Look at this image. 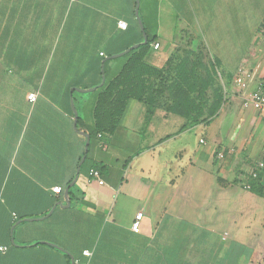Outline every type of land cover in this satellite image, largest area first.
I'll return each mask as SVG.
<instances>
[{"label": "crops", "instance_id": "obj_1", "mask_svg": "<svg viewBox=\"0 0 264 264\" xmlns=\"http://www.w3.org/2000/svg\"><path fill=\"white\" fill-rule=\"evenodd\" d=\"M179 1L168 0L174 7ZM211 1L205 9L195 2L200 19L184 12L190 21L183 31L200 40L205 62L217 60L224 79L241 65L264 75V0ZM234 13V20L225 19L232 29L219 30L222 17ZM118 21L124 20L95 0H0V222L8 215L17 226L14 237V227L9 234L17 249L1 245L0 261L66 264L50 243L68 250L70 264H264V171L253 179L256 164L244 170L229 157L213 160L215 149L234 142L248 113L259 121L231 82L218 116L184 131L185 120L162 104L149 112L129 100L112 134L89 138L87 161L79 166L85 136L73 129L70 99L78 101L84 130L77 129L90 131L102 64L110 61L106 69L113 77L123 60L111 56L140 40ZM176 36L165 57L149 54L145 61L164 67L181 47ZM158 38L153 52L160 50ZM29 94H35L33 102ZM224 113L237 123L227 128L232 143L223 147L218 122ZM94 166L102 168L103 185L88 176ZM252 183L262 195L251 191ZM139 213L135 232L131 225Z\"/></svg>", "mask_w": 264, "mask_h": 264}, {"label": "trees", "instance_id": "obj_2", "mask_svg": "<svg viewBox=\"0 0 264 264\" xmlns=\"http://www.w3.org/2000/svg\"><path fill=\"white\" fill-rule=\"evenodd\" d=\"M95 1L97 7L103 11L111 12L116 19H123L126 22V30L136 33L140 38L136 44L142 42V34L133 14L134 0ZM140 5L139 0L138 14L143 24L147 43L145 45L140 44L137 49L128 51L121 58H118V60L122 59L123 62L117 73L111 78L108 77L106 69L110 61L105 62L103 68L105 81L102 86L96 89L97 96L92 114L93 126L90 131H86L90 139L97 135L112 134L129 100L143 103L149 112L162 104L165 112L185 120L181 131L201 124L209 125L218 116L225 101L224 86L218 82L221 77L218 71L220 64L217 60L205 62L204 47L200 40L197 41L196 39L192 46L182 49L181 55L174 53L162 68L151 66L145 61L150 54L151 45L157 39V15L152 12V15L143 18L140 14ZM152 31L155 33L151 34ZM231 79L232 75L228 74L225 78L227 87L230 85ZM72 99L77 110L78 101L74 97ZM77 128L84 130L79 116ZM86 161L87 158H85L84 163ZM93 169L100 173L102 168L94 166ZM250 189L255 194L262 195L263 188L259 187L258 184L252 183ZM70 198L74 199L73 193L70 194ZM2 218L3 221L0 222V246H5L7 250L17 249L11 247L9 243L11 228L14 227L13 237L17 228L14 226L16 221L10 220L8 215ZM22 218L19 217L18 219ZM21 248L26 249L28 247ZM53 250L66 260V264H70L69 260L72 256L68 254V250L65 249L66 253L54 248ZM0 264L4 263L0 261ZM5 264L17 263L6 261Z\"/></svg>", "mask_w": 264, "mask_h": 264}, {"label": "rangeland", "instance_id": "obj_3", "mask_svg": "<svg viewBox=\"0 0 264 264\" xmlns=\"http://www.w3.org/2000/svg\"><path fill=\"white\" fill-rule=\"evenodd\" d=\"M210 1V2H208ZM250 4L251 0H246ZM180 4L178 6L174 7V4L170 5L168 0H140V14L143 18H146V16L152 15V12H155L159 9L160 14L157 17V25L160 30V33L156 35H159V42L161 44L160 50L153 52L150 51V55H155L157 59H162L165 57L168 53L170 48V39L172 38V35L175 33L177 34V38H181L182 42H180L181 47H177L176 52L178 55L182 54V49L187 48L188 46H192L193 43L196 42V39L194 36L187 34L183 30H187L188 23L190 21V16L188 14H184V12H192L195 19H200L201 13H199L196 10L195 2L198 4L200 8L205 9L208 6L212 5L211 0H181L179 1ZM186 3V7H184V4ZM248 4V5H249ZM190 10V11H189ZM179 12L181 15H178ZM231 12V9H230ZM147 13V15H145ZM232 13V12H231ZM235 13L230 14L226 17H222L221 22L219 23V30L222 31L226 29V27H230L232 29L233 25H231L230 22H225V19H228L231 21V19L234 20ZM224 19V21H223ZM199 23H201L200 20H198ZM153 22V21H152ZM154 24V23H153ZM242 24V23H241ZM247 27L249 26L251 28L250 23H246ZM155 25V24H154ZM244 26V24H242ZM245 28V27H244ZM262 29H264V22L262 24ZM175 30L177 32H175ZM182 31L179 33V31ZM155 33V31L151 32V34ZM250 32H247V34ZM264 38V31L261 33ZM181 35V37H180ZM248 36V35H247ZM203 42L205 43L204 35L202 34L199 36ZM248 43L246 41V44L248 46ZM130 47V46H129ZM128 47V48H129ZM183 47V48H182ZM181 49V51H179ZM247 51L248 48L246 47ZM122 52V51H121ZM264 51L262 50L261 53ZM248 53V52H247ZM249 54L246 55L248 57ZM150 62V61H149ZM221 74V73H220ZM221 86H224L225 89H228V87L225 84V79L221 75L218 81ZM86 96L87 94H83ZM248 118L246 119V123L241 125L240 127L236 128L235 132V140L232 143L230 138L226 136L227 128L234 130L236 127V119L231 114H225L222 117L221 121L218 122V137L220 139L221 145L228 146L231 143V146H235L233 149L232 147H227L226 149H222V147H219L218 149H215L213 160H225L226 157H229L230 160L235 163L236 165L239 164L242 167L244 166V170H250L253 169L255 164L258 162L264 163V122L262 123L260 120L257 121L256 119H253L251 113H248ZM252 119V120H251ZM231 125V126H230ZM241 130V131H240ZM239 131V132H238ZM242 135V136H239ZM245 142L244 147H241L239 151L232 152V150H237V144L240 145ZM236 144V145H235ZM240 148V147H239ZM231 151V152H230ZM222 155V159L219 158V155ZM240 166V167H241ZM247 184V182L242 183V185ZM219 216H222L221 213H219Z\"/></svg>", "mask_w": 264, "mask_h": 264}, {"label": "built area", "instance_id": "obj_4", "mask_svg": "<svg viewBox=\"0 0 264 264\" xmlns=\"http://www.w3.org/2000/svg\"><path fill=\"white\" fill-rule=\"evenodd\" d=\"M117 25L123 30L127 26L124 21H118ZM152 47L157 49L158 44H154ZM231 85L241 96L242 106L250 109L261 122H264V75L257 76L255 70L250 69L246 65H241L233 75ZM224 91L225 94H227V89ZM35 97V94H29L27 99L33 102ZM202 142L203 141L201 140L200 143ZM219 158H222L221 154L219 155ZM259 171H264V163L262 162L256 164V169L251 172V178H257V172ZM88 176L91 180H95L99 185H103L98 170L90 169ZM244 188L248 189L249 185L245 184ZM52 191L55 194H59L61 189L59 187H54ZM141 216V213L137 214L135 216V221L131 225V229L135 232L139 230V220L141 219ZM83 255L89 256L90 253L88 251H83Z\"/></svg>", "mask_w": 264, "mask_h": 264}, {"label": "water", "instance_id": "obj_5", "mask_svg": "<svg viewBox=\"0 0 264 264\" xmlns=\"http://www.w3.org/2000/svg\"><path fill=\"white\" fill-rule=\"evenodd\" d=\"M134 3H135V6H134L133 14H134V18H135V20H136V22H137V24H138V27H139V29H140V32H141V34H142V39H143V40H142L141 43H139V44H135V45H132V46H130L128 49H126L125 51H123V52H121V53H119V54H117V55H113V56H111V58L121 57V56L125 55L128 51H131V50L137 49V48L139 47L140 44L145 45V44L147 43V37H146V34H145V32H144L143 24H142V21H141V19H140V17H139V14H138V10H139V0H134ZM102 63H104V61H103ZM104 81H105V76H104V69H103V64H102V66H101V82H100L99 86H102L103 83H104ZM92 90H93V88H92V89H76V91H79V92H81V93H88V92H90V91H92ZM70 106H71V110H72V113H73V124H72L73 129H74V131L77 132L78 134H81V135L85 136L84 155L82 156V158H81V160H80V162H79V166H80V165L82 164L84 158H85V155L87 154L88 145H89V135L86 134V133H84V132H82V131H79V130L77 129V119H78V114H77V110L75 109L74 102H73V99H72V98L70 99ZM78 173H79V168H78L77 171H76V177H77ZM76 177H75V179H76ZM67 193H68V188L65 190L64 194L67 195ZM59 206H62V205H59ZM68 206H69V203H67V205H66L65 207H68ZM53 209H54V208H52V209L48 212V214L46 215V217H49V216L52 214ZM11 242L13 243L12 240H11ZM42 243H43V242H42ZM45 244L50 245V246H52L53 248L58 249L59 251H61V252H65V253H66L65 250H63V249L57 247L56 245H53V244H50V243H45ZM71 258H72V257H71Z\"/></svg>", "mask_w": 264, "mask_h": 264}]
</instances>
